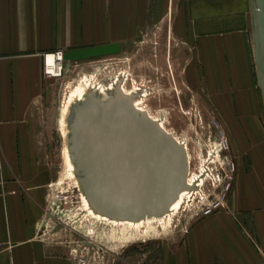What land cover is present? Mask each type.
<instances>
[{
  "label": "crops",
  "instance_id": "1",
  "mask_svg": "<svg viewBox=\"0 0 264 264\" xmlns=\"http://www.w3.org/2000/svg\"><path fill=\"white\" fill-rule=\"evenodd\" d=\"M193 38L236 164L226 204L164 247L159 264H256L264 258V124L256 83L250 0H0V244L2 264H73L42 232L46 187L37 127L67 68L122 51L151 26Z\"/></svg>",
  "mask_w": 264,
  "mask_h": 264
},
{
  "label": "rangeland",
  "instance_id": "2",
  "mask_svg": "<svg viewBox=\"0 0 264 264\" xmlns=\"http://www.w3.org/2000/svg\"><path fill=\"white\" fill-rule=\"evenodd\" d=\"M165 26H151L122 51L73 63L52 83L51 97L43 106L37 142L51 176L44 204L47 223L41 234L73 264H159L164 247L181 239L206 210L223 207L232 191L236 164L230 142L203 73L197 78L191 71L196 42L171 31V24ZM255 75L264 124V89L257 66ZM85 77L95 95L102 96L98 87L111 88L115 83L139 91L144 106L187 143L190 175L203 174V185L186 198L171 227L158 224L156 236L130 230L123 238L118 227L92 219L84 208L80 187L69 176L61 111Z\"/></svg>",
  "mask_w": 264,
  "mask_h": 264
},
{
  "label": "water",
  "instance_id": "3",
  "mask_svg": "<svg viewBox=\"0 0 264 264\" xmlns=\"http://www.w3.org/2000/svg\"><path fill=\"white\" fill-rule=\"evenodd\" d=\"M254 55L264 89V0H250ZM69 147L91 206L116 220L161 216L188 185L186 148L116 85L72 106ZM47 218L42 223L46 227ZM42 233V232H41Z\"/></svg>",
  "mask_w": 264,
  "mask_h": 264
},
{
  "label": "bare ground",
  "instance_id": "4",
  "mask_svg": "<svg viewBox=\"0 0 264 264\" xmlns=\"http://www.w3.org/2000/svg\"><path fill=\"white\" fill-rule=\"evenodd\" d=\"M54 61V57L53 56H49V62L52 63ZM114 81V80H113ZM90 84V80L88 78H83L73 89V92L69 94L64 107L62 108L61 111V124H62V134L64 136V142H65V154H66V158L68 161V173L70 178L75 182V184H77L82 192V201H83V205L84 208L86 209V211L88 212L87 214H89V216L94 219L95 221H101L107 224L112 225V227H118L119 229H121L122 231V237H126L128 236L127 232L132 230L135 232H142L143 234H147V235H158L159 234V228H158V224L162 223V225H165L164 228H166V226H170L173 223V220L175 218V216H177L180 213V210L183 207L184 202L186 201V198L190 196L191 193H195V190H191V189H186L184 190L179 198L176 200V202H174L171 207L170 210L161 215V216H154V217H148L147 219H143V220H139V221H129V220H116V219H112L106 215H103L99 212H97L92 206L91 203L89 201V199L87 198V196L84 193V190L80 184V180L79 177L76 173V167L74 164V161L72 159V153L69 147V134H70V126H69V116L71 114V109L72 106L77 103L78 101H84L86 99V96L88 94H93L95 95V89H91L89 87ZM116 85H119V88L122 92L126 93L127 95H132L133 96V101L134 104L136 106V108L140 111H144L146 113L149 114L150 117H152L155 121H157L158 123H160V125L169 133H172L171 131H169L164 123L157 118L156 116H154L150 110H148L145 106H144V100L142 98V96H139V91L137 90H128L126 88V84L125 83H115L111 88H105V87H98V93L102 94L103 99H108L111 94H109L108 92L113 91L116 88ZM137 85V84H136ZM96 88V87H95ZM142 90V89H140ZM148 90V89H147ZM144 91V90H142ZM146 92V91H145ZM143 94V93H142ZM139 96V97H138ZM144 96V95H143ZM141 97V98H140ZM174 135V133H172ZM175 136V135H174ZM176 137V136H175ZM176 139L186 148L187 154H188V159H189V164H190V154L188 152V147H187V143L180 140L178 137H176ZM222 143V142H221ZM203 174H198V175H193V177L190 175V171L188 174V185L190 187H196L197 190H199V188L203 185ZM205 178V177H204ZM188 200V199H187ZM164 221V222H162ZM162 230V229H161ZM166 230V229H165ZM121 234V233H120ZM133 234V233H132ZM152 237V236H150Z\"/></svg>",
  "mask_w": 264,
  "mask_h": 264
},
{
  "label": "built area",
  "instance_id": "5",
  "mask_svg": "<svg viewBox=\"0 0 264 264\" xmlns=\"http://www.w3.org/2000/svg\"><path fill=\"white\" fill-rule=\"evenodd\" d=\"M49 56L54 57V61L52 63L49 62ZM68 70L63 51H56L45 55L44 72L46 76L55 78L63 77ZM212 211L213 209L211 208L206 210L205 215L211 213ZM2 251L3 246L0 244V264H2ZM256 264H264V258Z\"/></svg>",
  "mask_w": 264,
  "mask_h": 264
}]
</instances>
